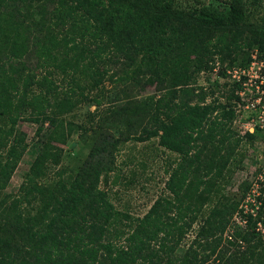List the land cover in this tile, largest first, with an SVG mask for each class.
<instances>
[{
	"label": "trees",
	"instance_id": "trees-1",
	"mask_svg": "<svg viewBox=\"0 0 264 264\" xmlns=\"http://www.w3.org/2000/svg\"><path fill=\"white\" fill-rule=\"evenodd\" d=\"M262 2L225 0L220 11L176 0H0V264H264L251 218L223 238L240 200L220 195L253 140L233 127L237 84L198 83L264 51V17H252ZM153 86L159 93L142 97ZM21 122L35 126L37 152L16 193L3 194L28 147ZM74 132L90 146L69 171L56 146ZM151 140L176 158L162 193L132 217L104 185L123 143Z\"/></svg>",
	"mask_w": 264,
	"mask_h": 264
},
{
	"label": "rangeland",
	"instance_id": "rangeland-1",
	"mask_svg": "<svg viewBox=\"0 0 264 264\" xmlns=\"http://www.w3.org/2000/svg\"><path fill=\"white\" fill-rule=\"evenodd\" d=\"M176 4L184 9H197L201 5H210L221 11L226 7L225 0H176ZM252 10L253 20L263 18L264 0L260 6L253 7ZM251 61L254 64L240 66L246 69V75H240V78L230 73L222 77L214 74L203 75L198 80L201 86H207L208 83L218 86L224 83H236L241 100L236 104V119L233 127L239 135L246 132L253 135L252 141L245 139L242 142L239 149L243 156L242 161L238 163V156L230 166L228 184L220 195L221 198L234 201H241L244 194L264 187V51H252ZM158 91L157 86L148 87L142 92V97L156 95ZM89 110H93V107ZM87 111L85 107L79 108L75 121L81 120ZM17 128L26 134L28 147L3 194L16 193L37 152L33 140L35 126L21 122ZM89 146L90 142L86 138H80L78 133L74 132L65 145L56 146L62 156L61 167L75 171L85 158ZM175 158L174 154L159 148L155 140L123 143L116 155V169L104 185L114 207L118 211L129 213L132 217L144 215L164 190V181L167 177L165 170ZM52 174L51 171L49 177H52ZM217 199V197L212 198L204 208V213ZM192 236L191 232L185 237L179 251L186 247Z\"/></svg>",
	"mask_w": 264,
	"mask_h": 264
},
{
	"label": "built area",
	"instance_id": "built-area-1",
	"mask_svg": "<svg viewBox=\"0 0 264 264\" xmlns=\"http://www.w3.org/2000/svg\"><path fill=\"white\" fill-rule=\"evenodd\" d=\"M250 64L252 65L254 62L251 61ZM230 73L237 75L238 77L240 75L244 76L246 75V69L237 67L226 70L227 75ZM261 186L263 187V185ZM248 218H251L254 222L252 229L255 235L264 242V187L258 191L244 194L239 203L238 210L233 214L231 221L224 232L223 238L226 240H232L236 230H246ZM236 243L240 246V249L244 247L243 241L239 238Z\"/></svg>",
	"mask_w": 264,
	"mask_h": 264
}]
</instances>
